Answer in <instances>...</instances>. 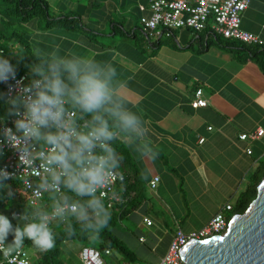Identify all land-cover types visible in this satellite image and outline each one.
<instances>
[{
	"label": "crops",
	"instance_id": "0c3cea01",
	"mask_svg": "<svg viewBox=\"0 0 264 264\" xmlns=\"http://www.w3.org/2000/svg\"><path fill=\"white\" fill-rule=\"evenodd\" d=\"M44 1L50 11L55 9L52 15L80 16L82 20L88 7L100 5V0ZM131 1L137 3L133 10L140 15L139 4L147 0ZM77 8L81 12L76 13ZM83 21L94 32L44 29L39 18L27 21L22 30L39 56L107 62L101 63L105 72L116 67L114 97H123L145 119L140 125L142 136L118 131L115 143H122L127 152L119 148L117 170L142 176L147 194L152 195L139 213L152 221L150 226L143 225L148 238L141 236L145 240L138 241L145 246V254L155 252L154 264H159L176 229L191 233L203 228L215 213L235 201L264 159V134L259 139H240L241 134L264 130V69L247 50H233L225 41L208 42L204 32L178 29L159 41L147 38L141 30L132 35L113 25L106 35L97 30L95 21ZM123 22L129 30L132 20ZM241 27L257 35L264 48V0H251L242 13ZM198 90L208 104L195 108L192 102ZM142 146L156 148L158 157L140 159L135 150ZM154 176L160 181L152 190L149 182ZM203 211V216L196 217Z\"/></svg>",
	"mask_w": 264,
	"mask_h": 264
},
{
	"label": "clouds",
	"instance_id": "9594fccd",
	"mask_svg": "<svg viewBox=\"0 0 264 264\" xmlns=\"http://www.w3.org/2000/svg\"><path fill=\"white\" fill-rule=\"evenodd\" d=\"M101 63L107 62L56 58L47 68L33 66V72L40 79H33L28 87L33 94L18 101L25 112L24 119L16 121L17 130L24 138H43L51 147V164L57 170L52 177L53 184H62L73 197L87 199L60 202L51 212L34 210L30 215L25 211L18 217L14 214L13 218L28 221L15 229L10 220L0 214V251L9 255L19 253L26 239L40 252L54 248L56 234L49 216L75 218L83 225L82 232L93 236L108 227L111 211L96 193L108 182L110 171L119 167L117 152L111 147L116 138L115 129L142 136L140 125L145 119L133 111L123 97H114L112 78L118 71L110 66L105 72ZM8 73L15 75L12 65L0 52V81L7 82ZM67 105L91 117L87 132L82 133L76 123L66 117ZM11 140L14 145L20 143L15 135ZM135 151L145 161L155 160L159 155L158 150L153 151L150 146ZM123 158L121 155L120 159ZM117 178L122 182L123 174ZM10 233L13 241L6 244ZM69 235L73 237L75 230Z\"/></svg>",
	"mask_w": 264,
	"mask_h": 264
},
{
	"label": "built area",
	"instance_id": "2783aa9c",
	"mask_svg": "<svg viewBox=\"0 0 264 264\" xmlns=\"http://www.w3.org/2000/svg\"><path fill=\"white\" fill-rule=\"evenodd\" d=\"M251 0H147L146 4L140 3L139 10L144 12L140 18L142 32L147 38L170 37L178 29H188L195 34L208 31L212 35L221 36L225 39L238 41L245 44L262 45L263 41L255 34L242 29V13L249 7ZM8 73L7 82L0 81L4 87L5 95L8 99L18 98L20 101L31 96L28 91L31 85L28 73L18 74ZM202 91L198 90L192 105L195 108L206 106L208 101L201 97ZM25 109L23 104L17 111L9 116L0 119V152L2 161L0 175L5 179H16L21 182L18 194L23 200L34 208H43L44 211L51 212L56 204L60 203V198L64 193L62 184H53L52 177L57 170L51 164L52 149L49 145L44 147L38 144L37 139L24 138L17 130V119H24ZM76 111L66 107V117L76 123L79 130L87 132L88 121H78ZM211 130L212 127H209ZM10 130V131H9ZM55 130V129H54ZM264 130L259 129L256 133L241 134L242 140H254L263 136ZM17 136L20 143L14 145L11 136ZM118 136V134H116ZM204 139H201V142ZM99 151V149H97ZM251 154L252 151L247 149ZM120 171L114 169L109 173L108 182L97 191L96 196L105 201L111 207L115 202L121 200L117 187L121 182L117 176ZM160 181L159 176H154L149 182V187L153 190ZM47 193L57 195L53 205L48 207L44 202ZM232 205L227 204L215 213L209 222L200 230L185 233L181 228H177L167 253L159 264H184L179 252L186 243L195 238L205 240L215 235H223L228 228L229 211ZM22 215L15 211L11 216ZM70 217L57 218L49 216L50 224L55 221L65 222ZM143 221L150 226L152 221L147 217ZM145 239L140 237V241ZM106 254L110 251L106 250ZM83 264H109L106 262L102 252L95 247L86 246L78 254ZM0 264H33L32 258L27 250L21 249L19 253L8 254L0 251Z\"/></svg>",
	"mask_w": 264,
	"mask_h": 264
},
{
	"label": "trees",
	"instance_id": "16d2710c",
	"mask_svg": "<svg viewBox=\"0 0 264 264\" xmlns=\"http://www.w3.org/2000/svg\"><path fill=\"white\" fill-rule=\"evenodd\" d=\"M143 15L144 12H141L140 18ZM34 18H45L42 20L44 22V29L63 28L74 31H83L87 29L80 16L52 15L48 3L44 0H0V52H2L3 59H7L10 62L14 72H17L18 74L28 73L30 83L33 79H40V77L33 72V66H43L44 68H47L48 63L54 60L51 57L35 54L29 44V40L25 37L24 32L14 29V24H25L27 21ZM123 21L124 20H122V22ZM122 22L113 23V26L115 28L117 27V29L120 28L121 32L125 31V33H131L132 35H135L140 31L138 30L140 27L133 24L130 29L127 30ZM8 25L12 26V29H8ZM87 30L90 33L94 32L92 29ZM205 35L208 36V42L210 39H215L221 44L225 41L226 46H229L233 50H247L251 53L258 65L264 69V48H262L261 45L226 40L221 36L212 35L208 31L204 32V37ZM160 39L161 38H159V41ZM18 101L20 100L16 97L8 99L5 95L4 87L0 83V119L13 115L22 105V103H19ZM67 106L76 111V119L78 121H88L90 126V116L81 113L79 109L74 108L71 105ZM119 130V128L115 129L116 134H118ZM52 131L54 132L55 130L52 129ZM37 140L38 144L42 147L48 145L43 138ZM116 140L117 138L111 142V147L115 148L117 156L119 155V148L121 149V152H127L126 147L122 143H115ZM1 161L2 154L0 152V166ZM124 175L125 181L120 183L117 187V192L120 194L121 200L115 202L111 207L105 203L111 211V220L108 227L103 229L98 236H93L90 233L82 232L83 225L75 218L70 217L65 222L55 221L50 224L56 234L55 246L51 250L40 252L32 246L31 241L27 239L25 240L23 249L27 250L30 248L34 249L36 252L34 258H32L33 264H67V261L63 257L65 251L71 252L72 258L78 259L79 256H77V252H75L72 247V244L74 243H80L82 244V247L93 245L96 249L102 252L106 262L110 264H145V262L139 258L137 253L129 246L126 238L122 234L124 233L122 227L124 226V221L130 219L132 214L139 211L142 208V205L147 201V188L142 176ZM263 178L264 160H261L250 174L246 188L238 194L235 201L231 204L232 207L228 213L229 217L245 212L250 203L256 198L258 185ZM20 186L21 182L19 180L5 179L0 175V214L5 215L10 220L13 229L17 226L22 227L28 221L13 218L11 216L12 212L19 211L23 214L27 211L31 215L34 210L44 211L43 208L29 206L23 198L19 196L18 189ZM63 189L64 193L60 198L61 202L70 200L75 203L77 200L87 199L86 197H73L71 193L67 192V189L64 188V186ZM56 198V194L47 193L44 202H46L49 207L53 205ZM73 230H75V235L72 237L69 234L72 233ZM138 240H140V237ZM12 241L13 234L10 233L6 238V244H10ZM65 246H67L68 249H66ZM106 250H109L110 253L106 254ZM106 255H110L113 261L109 262L106 259Z\"/></svg>",
	"mask_w": 264,
	"mask_h": 264
},
{
	"label": "water",
	"instance_id": "95a60500",
	"mask_svg": "<svg viewBox=\"0 0 264 264\" xmlns=\"http://www.w3.org/2000/svg\"><path fill=\"white\" fill-rule=\"evenodd\" d=\"M179 254L184 264H264V178L256 198L231 217L223 235L193 238Z\"/></svg>",
	"mask_w": 264,
	"mask_h": 264
},
{
	"label": "rangeland",
	"instance_id": "374dc122",
	"mask_svg": "<svg viewBox=\"0 0 264 264\" xmlns=\"http://www.w3.org/2000/svg\"><path fill=\"white\" fill-rule=\"evenodd\" d=\"M97 1V0H96ZM100 5L99 6H95V8H89L86 12L85 15H83L84 19L86 22H88L87 20H91V21H95L97 24V30L100 33H104L106 35H110V33L113 31L112 25L113 23H120L122 22V20L124 21H128L129 19L132 20V24L133 25H137L138 27H140V29L138 28V30H141L142 28V24L140 21V15L133 10L135 8V4H137L135 1H131V0H126V3H123V0H100ZM80 8L76 9V13L77 12H81ZM100 12L101 14H97L94 15L95 12ZM51 12H55V9L51 10ZM90 13V16H87V14ZM92 14V15H91ZM45 19V18H44ZM44 19H40L41 21ZM44 23V22H43ZM124 22H122L123 24ZM23 23H17L14 24V29L17 30H22V25ZM25 25V24H24ZM28 25L24 26L25 28H27ZM8 29H12V26L8 25ZM72 34H75L76 32H71ZM101 37V36H98ZM153 38H151L152 40ZM104 40H107V37H104ZM264 160V159H263ZM147 205L150 203L149 201H151L152 199V195L147 194ZM141 212V210L135 212L132 214V217L128 220L124 221V226L122 227V230L124 231V233H122L124 235V237L126 238L129 246L137 253V255L139 256V258L145 262V264H154L156 263V260L153 259L154 257H157L156 255L152 256L155 252L153 253H148L145 254L142 250V247H145L142 245V243H140L138 241V238L141 236L147 237V231L145 230V228L143 227L144 223H141V219H143L142 215L140 216L139 213ZM149 214H151L152 216V212H148ZM205 214V212L203 211L202 214L198 215L196 217H201ZM138 215L140 217V219H138ZM186 220V218L184 219ZM90 247H94L93 245H89ZM73 250L75 252H77V256L79 254V252L81 251L82 244L80 243H74L72 244ZM66 249L67 246H65ZM65 249V250H66ZM146 249V248H145ZM28 254L30 255L31 258H34L36 252L34 249H27ZM72 253L69 251H65L63 254V257L65 258V260L67 261V264H82L81 261L78 259H74L72 258ZM106 259L109 262H112L113 259L110 255H106Z\"/></svg>",
	"mask_w": 264,
	"mask_h": 264
}]
</instances>
